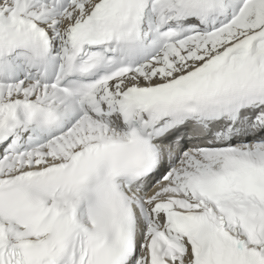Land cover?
Returning <instances> with one entry per match:
<instances>
[{"label": "snow or ice", "instance_id": "snow-or-ice-1", "mask_svg": "<svg viewBox=\"0 0 264 264\" xmlns=\"http://www.w3.org/2000/svg\"><path fill=\"white\" fill-rule=\"evenodd\" d=\"M0 264H264V0H0Z\"/></svg>", "mask_w": 264, "mask_h": 264}]
</instances>
